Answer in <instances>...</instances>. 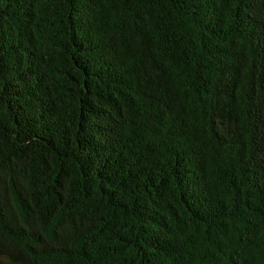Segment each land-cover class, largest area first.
Returning <instances> with one entry per match:
<instances>
[{
  "label": "trees",
  "instance_id": "1",
  "mask_svg": "<svg viewBox=\"0 0 264 264\" xmlns=\"http://www.w3.org/2000/svg\"><path fill=\"white\" fill-rule=\"evenodd\" d=\"M0 264H264V0H0Z\"/></svg>",
  "mask_w": 264,
  "mask_h": 264
}]
</instances>
